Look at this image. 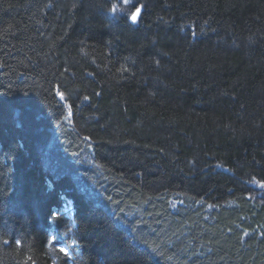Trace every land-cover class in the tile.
Returning a JSON list of instances; mask_svg holds the SVG:
<instances>
[{"label": "trees", "instance_id": "obj_1", "mask_svg": "<svg viewBox=\"0 0 264 264\" xmlns=\"http://www.w3.org/2000/svg\"><path fill=\"white\" fill-rule=\"evenodd\" d=\"M261 184L264 0H0V264H264Z\"/></svg>", "mask_w": 264, "mask_h": 264}, {"label": "snow or ice", "instance_id": "obj_2", "mask_svg": "<svg viewBox=\"0 0 264 264\" xmlns=\"http://www.w3.org/2000/svg\"><path fill=\"white\" fill-rule=\"evenodd\" d=\"M124 3L127 4L128 3V0H124ZM111 11L113 13H115L117 11V7L115 5L112 6L111 8ZM140 16V8H137L136 11L134 13L131 14L130 16V20L133 24L135 23H138V18ZM156 64L158 65L159 64V61H156ZM57 94L60 96V99L61 100H64L65 99V95L63 92H60L59 89L57 90ZM84 99H89L88 97H85ZM68 108H69V111H68V116L65 117V120H68V118L70 116L73 115L72 113V110H71V105H68ZM71 121L69 120V123ZM261 187H264V184H261L260 185ZM110 199V198H109ZM58 213L54 214L53 215V219H56L58 217ZM245 235H247V233H245ZM58 242V237L56 235H52L51 238H50V243L55 246V244ZM5 243H7V241H5ZM17 244H20L21 242L20 241H16ZM75 243V242H73ZM59 252L63 253L66 257L69 255V250L65 247H60L59 249Z\"/></svg>", "mask_w": 264, "mask_h": 264}, {"label": "rangeland", "instance_id": "obj_3", "mask_svg": "<svg viewBox=\"0 0 264 264\" xmlns=\"http://www.w3.org/2000/svg\"><path fill=\"white\" fill-rule=\"evenodd\" d=\"M67 209H70V207L69 208H67ZM65 248H67L66 246H65ZM68 249V248H67ZM69 250V249H68Z\"/></svg>", "mask_w": 264, "mask_h": 264}]
</instances>
